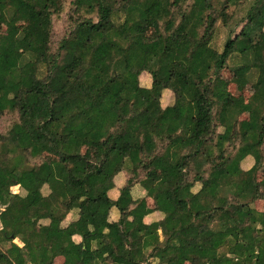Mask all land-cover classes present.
I'll use <instances>...</instances> for the list:
<instances>
[{
    "label": "trees",
    "instance_id": "16d2710c",
    "mask_svg": "<svg viewBox=\"0 0 264 264\" xmlns=\"http://www.w3.org/2000/svg\"><path fill=\"white\" fill-rule=\"evenodd\" d=\"M5 116L0 264H264V0H0Z\"/></svg>",
    "mask_w": 264,
    "mask_h": 264
},
{
    "label": "rangeland",
    "instance_id": "374dc122",
    "mask_svg": "<svg viewBox=\"0 0 264 264\" xmlns=\"http://www.w3.org/2000/svg\"><path fill=\"white\" fill-rule=\"evenodd\" d=\"M64 7H65V2L64 1H61L59 4L57 2L56 8L61 9V8H64ZM76 16H77L76 12L72 13V17H76ZM66 18H67V16L64 15L61 19L55 20L54 33H53L55 40H58L60 37H62L63 35L66 34V31H67V23L65 21ZM225 35H226V33L223 32V31H219V33L217 34L216 39H215V46L217 48L222 49L223 41L225 40ZM154 37H155L154 32H149V33L144 35V40H145V42H150V41H152L154 39ZM223 76L227 78V77L230 76V73L225 71V72H223ZM141 84H142V86H147L148 84H150V78L148 77L147 74H143L141 76ZM243 93L248 96L251 93V90L250 89H246ZM174 100H175V97H174L173 92L168 91V92L163 94L162 100H161V104H162L163 107H167V106L173 104ZM11 121H13L11 116H5L0 121V132H5L9 128V125H10ZM86 153L87 152H85V154ZM249 160L251 162L249 164L246 161L242 162V168L247 169V168H251L253 166V164H254L253 159H249ZM196 189L197 188H195V190ZM12 190L14 192H16V193L19 192L18 187H14ZM44 193H46V190L44 191ZM154 207L155 206H152V208H154ZM259 208L261 209L262 207H259ZM76 214H77L76 212H74V214H69V216H68V218L66 220V223H70L72 220H74L75 217H76L75 216ZM75 240L79 241L80 239L79 238H75ZM16 243L19 244L18 240H16Z\"/></svg>",
    "mask_w": 264,
    "mask_h": 264
},
{
    "label": "crops",
    "instance_id": "0c3cea01",
    "mask_svg": "<svg viewBox=\"0 0 264 264\" xmlns=\"http://www.w3.org/2000/svg\"><path fill=\"white\" fill-rule=\"evenodd\" d=\"M166 92H168V91H165V93H166ZM249 159H252V158H251V157H247V158L245 159V161L248 162V164L251 163ZM253 162H254V160H253ZM253 165H254V164H253ZM247 169H250V168H247ZM124 181H125V176H124V174H120V175H118V176L116 177V179H115L116 187H115V189H114L113 191L110 192V196L112 197L113 200H117V199H118V197H119V195H120V191H119V190L121 189L122 185L124 184ZM136 192H137L138 194H140L141 196L144 195V193H145L144 190H143V189H140V188H138V190H137V188H136ZM149 205H150L151 207L154 206V204H153L152 201H149ZM257 207H258V208H259V207H262L261 210H264V200L258 202V203H257ZM259 209H260V208H259ZM70 214H74V212H72V213H70ZM75 216H76V217H75L74 220H76L77 217H78L77 214H76ZM118 218H119L118 212L114 209V210L112 211V213H111V218H110V219H111L112 221H117ZM162 218H163V214H162L161 212H157V211H155L154 213L150 214L148 217L145 218V222H146L147 224H150V223H152V222L159 221V220H161ZM72 221H73V220H72ZM75 238H79L80 240H79V241H76ZM74 240H75L76 242H80V241H81V238H80L79 236H75V237H74ZM15 242H16V241H15ZM18 242H19V241H18ZM19 245H20V243H19Z\"/></svg>",
    "mask_w": 264,
    "mask_h": 264
}]
</instances>
